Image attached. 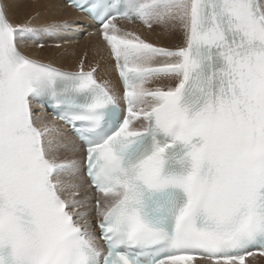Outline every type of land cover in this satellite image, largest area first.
Listing matches in <instances>:
<instances>
[{
  "label": "snow or ice",
  "instance_id": "1",
  "mask_svg": "<svg viewBox=\"0 0 264 264\" xmlns=\"http://www.w3.org/2000/svg\"><path fill=\"white\" fill-rule=\"evenodd\" d=\"M14 3L0 0V264L264 257V0H65L118 85L84 58L25 54L76 22L17 23Z\"/></svg>",
  "mask_w": 264,
  "mask_h": 264
},
{
  "label": "bare ground",
  "instance_id": "2",
  "mask_svg": "<svg viewBox=\"0 0 264 264\" xmlns=\"http://www.w3.org/2000/svg\"><path fill=\"white\" fill-rule=\"evenodd\" d=\"M11 11L12 19L17 23H24L29 19H33L36 25L64 20L76 22L73 24L71 32L61 36L42 35L37 40L25 41L22 50L32 58L45 63H52L54 66L68 71L76 70L75 64L78 65L80 59L84 58L88 68L98 67L97 78L99 80L111 81L114 85H118L113 61L100 36L98 34L85 36L80 31L83 28L81 23L90 22L84 14L76 12L67 6L63 0H15ZM120 23L125 24V22ZM144 34L152 42L164 46H173L180 42L178 38H170L159 31L152 34L145 31ZM39 44L44 45V47H39ZM255 264H264V260L257 257Z\"/></svg>",
  "mask_w": 264,
  "mask_h": 264
},
{
  "label": "rangeland",
  "instance_id": "3",
  "mask_svg": "<svg viewBox=\"0 0 264 264\" xmlns=\"http://www.w3.org/2000/svg\"><path fill=\"white\" fill-rule=\"evenodd\" d=\"M17 18V17H16ZM19 20H20V18H19ZM69 47V46H68ZM79 59V58H78ZM77 59V60H78ZM71 61H73V60H71ZM75 67H77V64H75ZM85 67H86V69L88 68V64L86 63V65H85Z\"/></svg>",
  "mask_w": 264,
  "mask_h": 264
}]
</instances>
